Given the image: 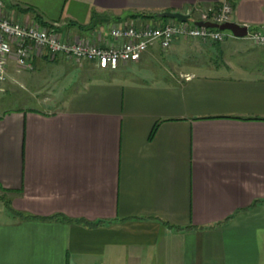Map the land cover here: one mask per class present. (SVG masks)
<instances>
[{
    "label": "crops",
    "instance_id": "0c3cea01",
    "mask_svg": "<svg viewBox=\"0 0 264 264\" xmlns=\"http://www.w3.org/2000/svg\"><path fill=\"white\" fill-rule=\"evenodd\" d=\"M222 1L3 0L1 14L110 45L113 26L156 21L134 14L197 20ZM232 3L231 22L264 31V0ZM32 60L30 96L0 113V264H264V47L177 39L113 70L87 62L83 79L62 56ZM62 69L73 80L47 89Z\"/></svg>",
    "mask_w": 264,
    "mask_h": 264
},
{
    "label": "built area",
    "instance_id": "2783aa9c",
    "mask_svg": "<svg viewBox=\"0 0 264 264\" xmlns=\"http://www.w3.org/2000/svg\"><path fill=\"white\" fill-rule=\"evenodd\" d=\"M3 5V0H0V80L6 79L11 60L19 69L32 70L35 55L51 59L62 56L66 60L88 61L100 69L113 70L120 64L137 62L154 45L166 50L177 39L221 42L232 34L227 30L196 24L199 21L216 24L231 22L232 0H223L214 11L201 10L197 20H193L189 14L184 22L170 19L164 24L112 27L108 35L119 43L110 45H99L88 39L67 41L61 39L52 27L11 21L2 16ZM245 27L246 40L254 46L264 47V31Z\"/></svg>",
    "mask_w": 264,
    "mask_h": 264
},
{
    "label": "rangeland",
    "instance_id": "374dc122",
    "mask_svg": "<svg viewBox=\"0 0 264 264\" xmlns=\"http://www.w3.org/2000/svg\"><path fill=\"white\" fill-rule=\"evenodd\" d=\"M169 20L170 19H165V21L162 24L168 22ZM159 21L160 20L153 21L152 25L158 24ZM161 21H163V19H161ZM189 22H191V19L189 20ZM130 24L136 25L134 22L127 23V25H130ZM142 25H145V23H143ZM113 27H118V26H113ZM228 37H234V36L230 34ZM74 61L76 62L74 64H71L70 60H68L67 63L70 64V66L73 65L72 68H75V66L76 67L78 66L77 68H80V67L82 68L81 73H79V76L77 77L78 79H83L85 77H93L95 74L98 73L95 71L92 65L87 63L88 61H76V60ZM34 70H35L34 67L32 70L19 69L18 67H16L15 70H11V71L9 70L5 80H0V113L4 112L6 109H9V108L19 107L22 103L21 101L22 98L23 97L25 98L26 96H30V92H29L30 89L27 88L26 85L21 83L20 75L23 73H33ZM65 74H68V72H66ZM64 76H65L64 70L62 69L60 70V73L56 75V78L54 79V81H50L45 84L46 88L54 89L55 87H58V86L62 87L63 83L65 82L70 83L73 80V76L70 74L68 78L66 76L63 82ZM59 106H61V100L56 99V100H51L48 107L50 110H53V109L58 108Z\"/></svg>",
    "mask_w": 264,
    "mask_h": 264
},
{
    "label": "water",
    "instance_id": "95a60500",
    "mask_svg": "<svg viewBox=\"0 0 264 264\" xmlns=\"http://www.w3.org/2000/svg\"><path fill=\"white\" fill-rule=\"evenodd\" d=\"M160 18H168V19H175L181 22L186 21L187 15L182 14L180 12H171V11H165L162 13H159ZM198 26L203 27H209V28H216L219 30H227L230 31L235 37H244L247 33V28L245 26H240L233 22H226L223 24H216L211 22H197Z\"/></svg>",
    "mask_w": 264,
    "mask_h": 264
},
{
    "label": "trees",
    "instance_id": "16d2710c",
    "mask_svg": "<svg viewBox=\"0 0 264 264\" xmlns=\"http://www.w3.org/2000/svg\"><path fill=\"white\" fill-rule=\"evenodd\" d=\"M131 17H142V18H147V19H154V20H165V19H168V18H160L159 17V13H152V14H143V13H140V14H134L132 15ZM36 20L37 22L44 26V27H51L50 25H48L46 22H44L42 20V17L39 15V14H36ZM94 27V26H93ZM79 29H82V30H87V29H90V28H86V27H79ZM6 208L8 209V211L10 213H12L14 216H19L18 212H15L8 203H6Z\"/></svg>",
    "mask_w": 264,
    "mask_h": 264
},
{
    "label": "bare ground",
    "instance_id": "6f19581e",
    "mask_svg": "<svg viewBox=\"0 0 264 264\" xmlns=\"http://www.w3.org/2000/svg\"><path fill=\"white\" fill-rule=\"evenodd\" d=\"M233 35V34H232ZM229 35H227V37H228ZM234 36V35H233ZM245 38H246V35L244 36Z\"/></svg>",
    "mask_w": 264,
    "mask_h": 264
}]
</instances>
